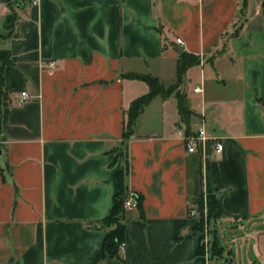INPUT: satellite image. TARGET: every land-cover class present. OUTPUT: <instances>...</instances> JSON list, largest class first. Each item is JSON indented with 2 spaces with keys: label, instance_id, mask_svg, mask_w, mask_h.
Instances as JSON below:
<instances>
[{
  "label": "crops",
  "instance_id": "0c3cea01",
  "mask_svg": "<svg viewBox=\"0 0 264 264\" xmlns=\"http://www.w3.org/2000/svg\"><path fill=\"white\" fill-rule=\"evenodd\" d=\"M20 1L0 0V33L14 21L0 40V264H264V0ZM182 53L200 61L181 86L189 125L158 97L126 148V111L150 92L126 75L170 87ZM202 126L189 154L179 132ZM126 166L141 201L106 259L90 224L111 215Z\"/></svg>",
  "mask_w": 264,
  "mask_h": 264
},
{
  "label": "trees",
  "instance_id": "16d2710c",
  "mask_svg": "<svg viewBox=\"0 0 264 264\" xmlns=\"http://www.w3.org/2000/svg\"><path fill=\"white\" fill-rule=\"evenodd\" d=\"M19 2L21 1L19 0ZM13 23V20H8V26L6 27V30H8L9 33L1 39L4 40L11 37L12 31L14 29ZM199 62L200 61L197 57H194L187 53H182L177 65V81L170 87H165L158 79H155L148 75H126V77L129 79L145 82L150 88V92L148 94L134 100L131 103L129 109L126 111L127 118L124 123L123 134V141L126 148L130 138L134 135L135 125L138 118L144 113L150 103L158 97L166 99L174 96L178 102V111L181 121L189 125L192 113L188 109L186 95L181 90V86L183 83L184 75L186 74L188 69L199 65ZM11 63L12 58L10 51L0 50V90H2L4 82V69ZM127 170L128 168L126 166L123 171L116 174V178L119 184V192L115 196L114 207L111 215L101 221L90 224V227L100 228L106 231L104 241V257L106 259H115L120 257V246L125 242L126 226L124 216V203L128 195L126 194L124 179ZM138 199L140 200V197H138ZM199 230H201L202 232L204 231L203 219L201 220Z\"/></svg>",
  "mask_w": 264,
  "mask_h": 264
},
{
  "label": "built area",
  "instance_id": "2783aa9c",
  "mask_svg": "<svg viewBox=\"0 0 264 264\" xmlns=\"http://www.w3.org/2000/svg\"><path fill=\"white\" fill-rule=\"evenodd\" d=\"M33 4L36 5L37 1L34 0ZM176 43L180 46L184 45V42L182 39H177ZM48 67L52 70H55L57 68V63L55 61H52L48 64ZM201 88H196L195 92H201ZM32 99V96L24 91L21 92L19 95V99L17 100V105L19 107L23 106L25 103H27L28 101H30ZM180 136L183 139V142L186 145L187 148V152L189 154H193L196 153L200 146L209 139L208 137V133L205 129V127H200L196 133L194 134H187L184 130H181L180 132ZM215 148H216V152L218 154H221L224 150V146L221 142H216L215 144ZM140 205V200L138 199V197L129 194V196L127 197L125 203H124V208H135V207H139ZM192 215H194V213H192ZM205 231L207 232V229H205ZM125 249V243L121 244L120 246V250L123 251Z\"/></svg>",
  "mask_w": 264,
  "mask_h": 264
},
{
  "label": "rangeland",
  "instance_id": "374dc122",
  "mask_svg": "<svg viewBox=\"0 0 264 264\" xmlns=\"http://www.w3.org/2000/svg\"><path fill=\"white\" fill-rule=\"evenodd\" d=\"M9 33L8 30H4L2 33H0V40H2L1 38H3L4 36H6Z\"/></svg>",
  "mask_w": 264,
  "mask_h": 264
},
{
  "label": "water",
  "instance_id": "95a60500",
  "mask_svg": "<svg viewBox=\"0 0 264 264\" xmlns=\"http://www.w3.org/2000/svg\"><path fill=\"white\" fill-rule=\"evenodd\" d=\"M263 7H264V5H263Z\"/></svg>",
  "mask_w": 264,
  "mask_h": 264
}]
</instances>
